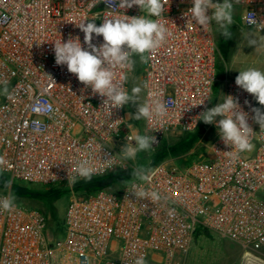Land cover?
I'll return each mask as SVG.
<instances>
[{
  "label": "built area",
  "instance_id": "built-area-1",
  "mask_svg": "<svg viewBox=\"0 0 264 264\" xmlns=\"http://www.w3.org/2000/svg\"><path fill=\"white\" fill-rule=\"evenodd\" d=\"M237 5L244 8L243 26L251 29L245 22L250 12L258 21L252 29L263 32L264 0ZM192 6L191 0L165 4L161 19L172 36L142 64V103L159 93L170 109L162 120L143 119L145 133L155 129L150 134L158 144L169 133H195L201 121L193 119L208 109L211 99L205 98H212L221 82V101L232 95L249 114L254 153L231 160V146L212 124L208 160L183 167L167 160L152 168L156 174L144 186L163 199H138L127 190L131 184L75 197L65 212L64 237L57 242L46 214L16 201L14 211L0 212V264H134L140 256L146 264H184L200 228L247 251L264 252V130L251 119L257 101L235 84L236 76H216L215 24L205 32L191 22L185 13ZM124 14L142 13L134 5ZM115 15L123 12L108 10L103 2L94 6V0H0V82L8 87V95H0V157L7 161L3 174L12 185L71 184L68 177L76 175V164L85 159L98 169L93 177L120 164L119 150L132 136L126 130V105H104L106 98L93 94L66 65H57L54 53V42L70 36L87 47L74 23L96 17L93 22L99 26L104 17ZM92 42L99 46L103 37L93 34ZM117 72L126 75L123 87L130 92V71ZM111 156L112 163H105ZM6 194L0 191V196Z\"/></svg>",
  "mask_w": 264,
  "mask_h": 264
},
{
  "label": "clouds",
  "instance_id": "clouds-1",
  "mask_svg": "<svg viewBox=\"0 0 264 264\" xmlns=\"http://www.w3.org/2000/svg\"><path fill=\"white\" fill-rule=\"evenodd\" d=\"M101 2L108 6V10H121L123 15L106 16L99 26L93 22L96 17L74 23L84 33V44L87 47L82 46L79 37L70 36L66 42L61 39L54 42L56 64L66 65L68 72L75 74L85 87H90L93 94L106 98L104 105H108L110 109L121 108L131 103L137 105V111L134 116L132 115L136 120L153 121L166 118L170 110L169 103L162 100L159 93H151V98L141 103L139 94L142 88L134 86L129 92L123 87L126 75L118 76L117 70L123 72L133 70L137 62L136 57L141 63H148L152 55L171 38L172 32L167 23L161 19L164 6L169 0H94V6ZM117 2L118 7L114 6ZM191 3L193 6L185 13L190 17L191 22L195 21L196 25L202 26L205 32L211 29L214 22L220 35L227 39L232 37L230 27L234 23L235 6L240 0H223L222 3H214L213 0H191ZM134 5L138 6L143 14L132 17L125 15L124 11ZM209 10L212 11L211 15L207 14ZM245 22L251 26V30L243 35L244 40L249 46H255V51L264 49V40L252 31L258 23L254 14L248 12ZM93 34L97 37L102 36L103 43L99 46L93 44ZM235 84L253 95L259 105L264 106V70L249 66L239 71ZM0 95H8L6 82H0ZM205 99L195 106L203 105ZM251 112L253 113L251 119L259 125L260 130H264V110L254 107ZM217 117L220 119L217 120ZM193 120L195 123L203 121L205 124L215 125L223 143L231 146L232 150L227 153L233 161L239 158L240 153L251 151L254 147L252 137L255 132L248 123L249 114L240 107L238 100L232 95H224L222 101L206 109ZM154 130L149 129L143 135L137 132L127 136L129 143H126L118 153L120 158L134 161L139 152L153 150V145L158 144L156 137L150 134ZM130 141H135V144ZM115 156L106 159L105 163L111 164ZM6 167L7 161L0 157V174ZM97 172L98 169L88 160H81L76 164V175L69 176L68 180L71 184H75L78 177L90 182ZM155 174V170L151 167L132 168L130 179L132 182L127 189L128 192L138 199H147L151 202L163 199L160 193L144 186L151 183ZM12 183L11 179L4 181L7 194L0 196V212H12L16 209V197L10 191ZM134 264H146V260L140 256Z\"/></svg>",
  "mask_w": 264,
  "mask_h": 264
},
{
  "label": "rangeland",
  "instance_id": "rangeland-1",
  "mask_svg": "<svg viewBox=\"0 0 264 264\" xmlns=\"http://www.w3.org/2000/svg\"><path fill=\"white\" fill-rule=\"evenodd\" d=\"M223 2V0H220ZM244 8L236 5L234 10V23L230 27L232 37L230 39L220 35L216 25L214 36L218 47L216 55L215 72L221 80L227 72L231 76L238 75L239 71L249 66L264 70V49L255 51V46H249L243 35L251 29L243 26L242 16ZM143 14V13H142ZM257 37L264 40V31L252 29ZM136 64L129 74L130 92L134 86H140L142 76V64L136 57ZM221 82H219L213 92L208 109L214 107L221 100ZM142 88V87H141ZM140 102L144 97L143 90L139 94ZM258 108H263L257 102ZM127 113L126 130L131 135L137 132L145 134L144 120H136L132 117L137 111V105L128 104L125 107ZM215 128L212 124H205L201 121L197 131L193 134L174 132L167 134L162 141L153 146L154 149L147 152H139L134 161H125L120 158V164L112 169L109 174L116 175V182L109 189L123 190L131 184L132 168L136 166L155 167L159 162L173 160L179 167L191 166L196 162L208 160L211 157L209 152L210 144L214 138ZM135 144V141L133 145ZM121 151V150H119ZM255 149L245 152L252 155ZM109 175V176H110ZM4 177L0 176V191H6L4 187ZM85 180H77L75 184H56L48 186L40 185H19L12 186V193L22 205L34 207L42 210L48 220L50 235H56L64 223V216L71 199L85 198L80 193ZM21 198H18V196ZM89 196V195H88ZM65 225V224H64ZM64 237V232L62 233ZM250 253V256H247ZM184 264H264V252L260 249L247 251L238 243L220 237L218 234L207 229H198L194 236L190 251L183 256Z\"/></svg>",
  "mask_w": 264,
  "mask_h": 264
},
{
  "label": "trees",
  "instance_id": "trees-1",
  "mask_svg": "<svg viewBox=\"0 0 264 264\" xmlns=\"http://www.w3.org/2000/svg\"><path fill=\"white\" fill-rule=\"evenodd\" d=\"M159 160L160 159L157 160V163H155V166L160 163ZM109 175L110 174L108 173V174L103 175V176L93 177L90 182H87V183H85L86 185H83L82 189H80V193L83 196H88V195H91V194L96 193L98 191L109 189V187L116 182L117 178L118 179L122 178V177H117L116 175H110V176ZM0 176L4 177V179H6V180L9 179V177L6 174L2 173V174H0ZM15 185L19 186V185H28V184L15 182L12 186H15ZM109 190H113V189H109ZM114 191H119V190H114ZM11 192H13V191L11 190ZM18 198H20V197L18 196ZM16 201L18 203H20L18 200H16ZM62 225L63 226L60 227L61 229L56 232L57 234L56 235L54 234L51 236V238H53L54 242H57V241L62 239V233L65 230L64 223H62ZM49 231H50V228H49Z\"/></svg>",
  "mask_w": 264,
  "mask_h": 264
},
{
  "label": "crops",
  "instance_id": "crops-1",
  "mask_svg": "<svg viewBox=\"0 0 264 264\" xmlns=\"http://www.w3.org/2000/svg\"><path fill=\"white\" fill-rule=\"evenodd\" d=\"M226 73H227V72H226ZM226 73H225V74H226ZM225 74H224V75H225ZM228 74H229V73H228ZM229 75H230V74H229ZM233 76H237V75H233Z\"/></svg>",
  "mask_w": 264,
  "mask_h": 264
},
{
  "label": "bare ground",
  "instance_id": "bare-ground-1",
  "mask_svg": "<svg viewBox=\"0 0 264 264\" xmlns=\"http://www.w3.org/2000/svg\"><path fill=\"white\" fill-rule=\"evenodd\" d=\"M247 256H250V254H247Z\"/></svg>",
  "mask_w": 264,
  "mask_h": 264
}]
</instances>
